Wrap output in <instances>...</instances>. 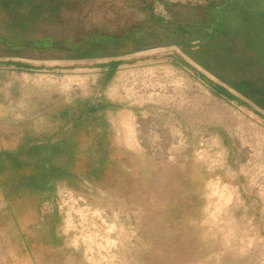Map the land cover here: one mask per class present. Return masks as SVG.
<instances>
[{
  "label": "rangeland",
  "instance_id": "374dc122",
  "mask_svg": "<svg viewBox=\"0 0 264 264\" xmlns=\"http://www.w3.org/2000/svg\"><path fill=\"white\" fill-rule=\"evenodd\" d=\"M183 2L0 0V150L63 168L0 173V264H264V0ZM149 14L140 46L61 45Z\"/></svg>",
  "mask_w": 264,
  "mask_h": 264
},
{
  "label": "trees",
  "instance_id": "16d2710c",
  "mask_svg": "<svg viewBox=\"0 0 264 264\" xmlns=\"http://www.w3.org/2000/svg\"><path fill=\"white\" fill-rule=\"evenodd\" d=\"M141 39H143V36H141L139 30L131 33L125 32L122 35H109L102 32H96L88 36L84 41H68L63 42L61 45L69 47L74 51L76 50L83 56H95L102 51L110 50L113 46H117L118 50H120L121 48L128 46V44L136 45V43ZM41 43L50 46L52 42L51 40L44 38L41 40ZM137 46H140V44ZM117 64V60H112L107 63L109 67L107 72L108 79L113 75ZM22 65L29 67L28 64ZM211 87L218 94L225 95L227 97H233V95L221 85L213 83ZM108 106H110L109 103H91L89 100H87L84 106H82L83 111L81 110L82 112L78 117L83 118L85 114L88 115L100 112ZM40 148V145L33 144L27 149H25L23 146H20L12 150H0V173L5 169L13 170L16 175H20V178L17 181L19 186L23 185L25 187H42L45 182H47L50 178L55 177L56 174L59 176L61 173L59 170L62 171L63 168H58L59 170L57 172V167L55 164L50 162V164L47 165V161H44L43 158H41L39 163V159L36 160V154L39 153L38 150ZM53 150H56V148L54 147ZM35 164H37L36 166L39 165L38 167H40L39 175H35L33 172H25L27 168H31L33 171Z\"/></svg>",
  "mask_w": 264,
  "mask_h": 264
},
{
  "label": "crops",
  "instance_id": "0c3cea01",
  "mask_svg": "<svg viewBox=\"0 0 264 264\" xmlns=\"http://www.w3.org/2000/svg\"><path fill=\"white\" fill-rule=\"evenodd\" d=\"M160 2L166 6L168 13H173V11H172L173 6H175V7L181 6L182 7L183 5H181V4L184 3L183 0H160ZM151 3H154V4L157 3V0H151ZM138 9L141 12H142V10H146L148 12H149V10L151 11V9L147 8V7H145V9L138 7ZM151 12H153V11H151ZM151 12H149V13L151 15H153ZM150 14H149L148 18L146 19V24L144 25V27L139 30L141 36H143V39L148 38V37L153 38V37L157 36L155 29H160V30H164V31H165V29L168 30V23H170V20L168 17L164 18V20L162 18L161 19L162 21H160L158 19L151 18ZM174 29L177 31L175 26H174ZM145 31H147V32H145ZM180 31H184V28H182ZM143 39L138 41L136 44L139 45L140 43H143V42H141Z\"/></svg>",
  "mask_w": 264,
  "mask_h": 264
}]
</instances>
